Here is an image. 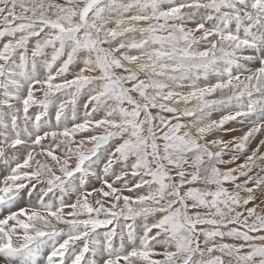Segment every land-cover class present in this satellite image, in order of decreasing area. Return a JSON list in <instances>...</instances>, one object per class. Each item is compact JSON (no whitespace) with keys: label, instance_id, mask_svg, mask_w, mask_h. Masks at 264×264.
I'll return each instance as SVG.
<instances>
[{"label":"snow or ice","instance_id":"1","mask_svg":"<svg viewBox=\"0 0 264 264\" xmlns=\"http://www.w3.org/2000/svg\"><path fill=\"white\" fill-rule=\"evenodd\" d=\"M0 264H264V0H0Z\"/></svg>","mask_w":264,"mask_h":264}]
</instances>
